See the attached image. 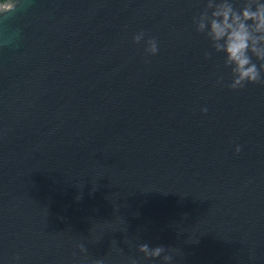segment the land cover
Listing matches in <instances>:
<instances>
[{
	"label": "water",
	"instance_id": "obj_1",
	"mask_svg": "<svg viewBox=\"0 0 264 264\" xmlns=\"http://www.w3.org/2000/svg\"><path fill=\"white\" fill-rule=\"evenodd\" d=\"M201 8L17 0L0 16V264H161L140 243L178 249L172 264H264V86L226 87Z\"/></svg>",
	"mask_w": 264,
	"mask_h": 264
},
{
	"label": "clouds",
	"instance_id": "obj_2",
	"mask_svg": "<svg viewBox=\"0 0 264 264\" xmlns=\"http://www.w3.org/2000/svg\"><path fill=\"white\" fill-rule=\"evenodd\" d=\"M201 10L192 17V25L198 34L209 42L210 50L204 52V58L211 59L214 54H222L223 68L230 74L226 87L231 90L244 89L249 84L264 86V0H201ZM17 0H0V16H7L15 11ZM143 30L132 36V42L143 41L146 56L158 53V41L155 37L145 38ZM223 76L217 78L223 84ZM207 112V108H201ZM240 151V146L235 148ZM82 252L87 249L77 245ZM137 250L146 260L160 259L161 264H172L173 253L178 249L148 243H140ZM18 261L19 256L13 257ZM91 264H104L103 259H96ZM128 264H138L134 258Z\"/></svg>",
	"mask_w": 264,
	"mask_h": 264
}]
</instances>
